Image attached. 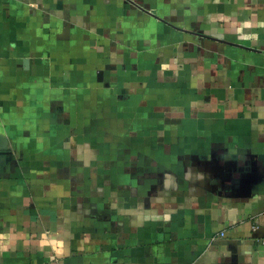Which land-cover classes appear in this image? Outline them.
I'll list each match as a JSON object with an SVG mask.
<instances>
[{
    "label": "crops",
    "instance_id": "1",
    "mask_svg": "<svg viewBox=\"0 0 264 264\" xmlns=\"http://www.w3.org/2000/svg\"><path fill=\"white\" fill-rule=\"evenodd\" d=\"M0 264H264V0H0Z\"/></svg>",
    "mask_w": 264,
    "mask_h": 264
},
{
    "label": "water",
    "instance_id": "2",
    "mask_svg": "<svg viewBox=\"0 0 264 264\" xmlns=\"http://www.w3.org/2000/svg\"><path fill=\"white\" fill-rule=\"evenodd\" d=\"M255 231H261L260 228L256 229Z\"/></svg>",
    "mask_w": 264,
    "mask_h": 264
}]
</instances>
